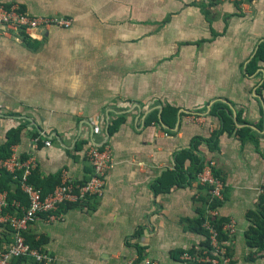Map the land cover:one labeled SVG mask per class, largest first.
I'll use <instances>...</instances> for the list:
<instances>
[{"label":"crops","instance_id":"crops-1","mask_svg":"<svg viewBox=\"0 0 264 264\" xmlns=\"http://www.w3.org/2000/svg\"><path fill=\"white\" fill-rule=\"evenodd\" d=\"M32 15L72 20L68 29L0 30V148L34 156L33 182L50 193L64 171L76 183L92 173L86 153L108 147L104 195L39 216L24 236L52 264H127L181 259L204 236L190 223L205 215L207 188L194 179L158 192L174 157L202 139L195 155L223 183L220 219H233L235 264H264L246 233L264 188V0H0ZM255 59V61H254ZM254 61V63H253ZM226 105L227 124L212 144ZM176 118L162 119L163 111ZM197 116L195 120L193 117ZM43 142L38 148L33 138ZM44 141H50L46 146ZM1 160V159H0ZM186 174L192 172L184 161ZM0 170L1 191L18 195ZM8 212H14L8 211ZM12 236L0 226V247ZM14 264H38L19 259Z\"/></svg>","mask_w":264,"mask_h":264},{"label":"built area","instance_id":"built-area-1","mask_svg":"<svg viewBox=\"0 0 264 264\" xmlns=\"http://www.w3.org/2000/svg\"><path fill=\"white\" fill-rule=\"evenodd\" d=\"M72 20L57 16L32 15L24 12L19 5L0 4V30L4 33L23 32L30 34L38 30H49L52 28L68 29ZM197 116L193 117L195 120ZM43 142L40 136L33 138V145L38 148ZM50 146V141H44ZM86 158L91 166L92 173L85 183L74 182L66 172L60 174L59 184L47 194L31 183L33 173L37 170L38 164L34 156L27 159L19 158L15 153L8 158L0 160V170L11 174L19 179L23 194L27 198V206L19 201H13L11 206L14 212H8L9 194L7 191H0V225L8 226L11 230L12 240L5 247L0 248V264H14L19 259H29L38 264H52L53 259L31 247L24 236L30 224L39 216H44L48 222L53 223L61 220L60 209L67 204L79 205L91 198H100L105 192L106 176L111 169L113 161L108 147H91ZM212 163H206L201 173L197 176L196 182L201 186L208 187L209 198L206 204L205 220L202 228L207 232L211 249L218 257H194L188 253L181 255L185 262H196L199 264H231L232 256L227 246L232 244L237 234V222L232 218L225 220L221 226L224 233L231 241H221V233L211 220L220 219L218 205L212 206L214 201L222 199L223 183L217 178L212 170ZM264 194V188H262ZM127 264H158V262L144 257L134 259Z\"/></svg>","mask_w":264,"mask_h":264},{"label":"trees","instance_id":"trees-1","mask_svg":"<svg viewBox=\"0 0 264 264\" xmlns=\"http://www.w3.org/2000/svg\"><path fill=\"white\" fill-rule=\"evenodd\" d=\"M256 60H260V61L264 62V44H262L259 47L258 53L256 54ZM254 61H255V59H254ZM254 61H253V63H254ZM211 113L213 115L218 116L222 120V123H224L223 129H219V130L215 131L214 134L211 136V138L208 141H206L207 143H209V141H210L213 144L216 142V139L222 133V130H224L226 127L227 118H228L227 114H226V105L223 103L217 102L214 105ZM176 114H177L176 111H173L172 109H166L165 111H163L162 119L164 121H167V119H169V117H172L173 119H175ZM19 133H20V130H14L10 133L8 143L4 147L0 148V159H5V158H8L9 156H11V154H12L11 147L16 144ZM37 136H39V135L36 134V137ZM202 142H204V140H202L200 138L195 139L191 143L190 150L182 151V152H179L178 154H176L174 157V167H175L174 172L166 174L165 175L166 183H161V182L158 183V186H154V190H156L157 187H158V192L162 191V190H168L172 187H182V186L188 185L194 179L197 180V176L201 173L204 164H203L201 159L197 158V155H195L194 152L197 151L200 143H202ZM184 161H189L191 164L192 172L189 174H186V171H184V165H183ZM3 173H4L3 175L7 176L11 181L14 180L13 176L11 174H9L5 171H3ZM33 175L31 178V183L35 187H37L35 185L36 183H34L32 180ZM16 182L20 185L19 179L16 180ZM205 187L207 188V201H208V198H209L208 187L207 186H205ZM18 188H19L18 195L22 196L25 199L26 197L21 190V186ZM1 190H3V188L0 187V191ZM21 200H22L21 197H16V196L13 197V195L10 194L9 195V206H8L7 210L8 211L14 210V208L11 206V203L13 201L21 202ZM211 204H212V206L218 205L219 201H214ZM67 205H73V204H67ZM205 218L206 217L203 214V215H201L200 219L195 220V221L190 223L191 230L202 234L204 236V240L197 248H192V249L186 251V253H188L189 255L194 256V257H203L205 255V257H210L211 259H214L218 256H217V254H215L213 249H211L210 242L208 240L207 232L202 228V224H203ZM247 219L250 223V227L246 233V238H247L248 246L252 249V256L251 257L257 256V255H261L264 257V195L261 198V200L257 206V209L255 211L249 212ZM211 221L214 223V225L218 229L219 233H221V241H223V242L224 241L225 242L231 241L230 237H228L224 233L223 229H221V226L225 220L218 219V220H211ZM0 226H2V225H0ZM3 227L6 228L7 230H9V232L11 234V230L8 226H3ZM27 243L29 244V242H27ZM29 245L31 247H33L31 244H29ZM227 248H228L229 254L231 255V244L229 246H227ZM188 263L189 264H199L197 262H188ZM231 264H235V263L232 262Z\"/></svg>","mask_w":264,"mask_h":264},{"label":"rangeland","instance_id":"rangeland-1","mask_svg":"<svg viewBox=\"0 0 264 264\" xmlns=\"http://www.w3.org/2000/svg\"><path fill=\"white\" fill-rule=\"evenodd\" d=\"M144 258V257H143ZM197 262V261H196Z\"/></svg>","mask_w":264,"mask_h":264}]
</instances>
